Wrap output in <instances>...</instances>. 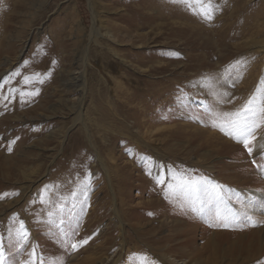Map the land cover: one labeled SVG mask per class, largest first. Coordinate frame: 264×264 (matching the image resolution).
Returning a JSON list of instances; mask_svg holds the SVG:
<instances>
[{
  "label": "rangeland",
  "instance_id": "374dc122",
  "mask_svg": "<svg viewBox=\"0 0 264 264\" xmlns=\"http://www.w3.org/2000/svg\"><path fill=\"white\" fill-rule=\"evenodd\" d=\"M227 1L0 0V264H264V0Z\"/></svg>",
  "mask_w": 264,
  "mask_h": 264
},
{
  "label": "snow or ice",
  "instance_id": "6c2138e0",
  "mask_svg": "<svg viewBox=\"0 0 264 264\" xmlns=\"http://www.w3.org/2000/svg\"><path fill=\"white\" fill-rule=\"evenodd\" d=\"M241 135H242V136H250L251 133H250V132L245 133L244 131H242V132H241ZM242 142L244 143L245 148H247L248 151H249V153L251 154V153H252V148L250 147V144H251L252 141L249 140V139H247V138H245V139H243ZM84 243H87V241H84ZM72 247H73V248H76L77 245L73 244Z\"/></svg>",
  "mask_w": 264,
  "mask_h": 264
},
{
  "label": "bare ground",
  "instance_id": "6f19581e",
  "mask_svg": "<svg viewBox=\"0 0 264 264\" xmlns=\"http://www.w3.org/2000/svg\"><path fill=\"white\" fill-rule=\"evenodd\" d=\"M203 1V0H202ZM227 1V0H226ZM228 2V1H227ZM264 242V241H263ZM262 244V243H261ZM263 245V244H262Z\"/></svg>",
  "mask_w": 264,
  "mask_h": 264
}]
</instances>
